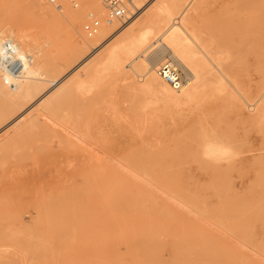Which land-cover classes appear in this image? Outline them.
Instances as JSON below:
<instances>
[{
    "label": "rangeland",
    "instance_id": "rangeland-1",
    "mask_svg": "<svg viewBox=\"0 0 264 264\" xmlns=\"http://www.w3.org/2000/svg\"><path fill=\"white\" fill-rule=\"evenodd\" d=\"M237 1L208 0L199 14L209 42L215 37L231 49L228 69L249 94L261 88L263 68L245 39L253 33L245 32L246 16ZM68 2L83 13L79 25L71 16H45L43 10L56 8L60 0H0V30L12 26L18 35V27L28 29L35 42L58 44L61 51L54 53L65 56L82 47L84 38L90 40L67 67L56 73L49 69L54 74L46 79L66 78L60 88L107 48L98 46L97 33L89 35L93 21H100L98 15L82 0ZM160 2L181 13L186 0H149L133 17L138 16L136 23ZM30 55L33 61L38 58ZM55 56L58 63L60 56ZM193 65L202 82L196 60ZM135 76V91L128 81L108 76L96 90L97 97H83L89 89L85 84L81 96L73 90L46 113L43 108L53 104L60 88L55 85L48 93L53 82L43 80L38 93L45 101L35 104L40 97L36 94L23 104L35 106L30 113L7 126L11 117L0 120V264H264V121L250 119L254 101L246 102L250 112L239 99L207 118L168 114L161 108L163 102L154 103L143 91V77ZM108 96L120 103V119H113L108 104L105 111L97 110L98 127L92 132L100 137L90 138L88 129L77 125L82 120L75 118L85 115L88 101L110 103ZM21 110L16 106L12 113ZM30 116H38L32 128L26 127ZM63 183L72 210L63 212L60 206L53 224L31 229L36 205L49 191L57 194ZM41 217L45 223L46 216ZM18 218L25 228L14 224Z\"/></svg>",
    "mask_w": 264,
    "mask_h": 264
},
{
    "label": "bare ground",
    "instance_id": "bare-ground-1",
    "mask_svg": "<svg viewBox=\"0 0 264 264\" xmlns=\"http://www.w3.org/2000/svg\"><path fill=\"white\" fill-rule=\"evenodd\" d=\"M68 1L69 0H60V3L56 6V8H45L43 10L45 16L53 19L58 18L61 15L71 16L76 19V22L79 25L83 21V13L81 10H74L76 8H71ZM207 1L208 0H186L185 5L181 9V13L173 11L166 2H160L157 6L153 7L148 15L140 22L136 23L138 20V16H136V18L132 17L128 20V22L123 26H119L116 23L118 21L108 22L107 9H105L106 7L103 0H82L84 5L98 15L101 23L96 33L101 41H98L97 44L99 47L107 46V48L99 56L96 55V57L92 58L94 60L88 65L85 71H80V69H82L86 63L91 60V58L84 61V63L78 67V71L80 72L73 79L72 83L68 86H63L62 88H60V86H62V84L66 81V78H61L60 80H48L46 77L48 75L52 76L54 72L56 73L62 68L67 67L73 60L78 58L81 50L85 49V45L89 44L90 40L84 38L85 41L82 47H74L70 49L67 56H65L64 52L60 53L61 49L58 44L50 46L51 41L49 40L44 43H38L40 40L35 42L36 38L33 40L29 37L28 29L21 30L18 27V35H16V31L12 26H3L0 30V45L4 40L10 39L22 57L35 53L38 58L35 60V66L31 68L34 64L33 62H35L32 58V62L27 66L20 78H18L19 80H14V82L10 85L5 84L4 80L0 77V120L11 117L12 120L6 124L7 126L13 121L19 119L21 116L30 113L35 106L32 105L28 108H23V104L32 96L39 94L38 90L43 84V80L53 82L51 86L52 89L48 93L53 91L56 86H58L57 89L60 88L55 95L53 104L48 102V104L43 108L44 113H46L73 90H76V94L81 96L80 87L85 84H87L89 89L87 90L88 95H83V97L87 99L93 94V96L97 97L95 94L96 90L100 88L99 85L104 81V79H108V76H115V82L128 81V88L135 91L138 89V86L136 85L139 84V82L137 83L136 81L137 78L134 79L136 77L135 75H137L143 77L141 78L144 82L143 91L151 95L150 98H153L152 101L154 103H159V101L163 102V107L161 108L164 109V112H168V114L176 112L177 114L184 116L195 113L200 117L207 118L210 114L215 113L220 106L234 105L236 101L242 99L245 107H247L246 102L248 103L250 100L254 101L253 105L256 110L254 113H250V119L255 121H264V77L260 89H257L256 91L254 90L249 94L243 90L240 77L235 74L234 71H230L228 69L231 66V49L223 47V45L215 37H213L211 42L207 39L209 32L206 24L201 23V17L199 14L200 6ZM148 3L149 0H136L135 2L133 0V5L137 8L139 7L140 10L145 9ZM236 3H242L240 5H243L244 15L246 16L244 22L246 27L245 32L252 31L253 33V36L249 37L247 35V38L245 36V39L251 46L253 53L261 60L264 76V0H238ZM219 21L220 20H218V22ZM220 23H218V25ZM240 24L242 25V22ZM6 32H10V34L6 35ZM46 32H50V30H47ZM30 36H32L31 33ZM54 49H60V51L54 53ZM34 50L36 51L34 52ZM55 54L60 56L58 63H55L54 58H57ZM194 60H196L199 69L198 72L202 75V82L198 80L197 72L195 71L193 65ZM164 62L173 63L180 71L183 78V85L180 89H174L159 75V67ZM49 69H52L54 72ZM68 77L69 76H67V78ZM41 95L38 100H36L35 104L45 101L46 96L43 97ZM98 96L100 97V95ZM108 97L111 99L110 96ZM87 104L88 107L86 113L84 110V117L83 115H77V119L75 118V120L78 122V117L82 120V123H78L77 125L85 130L88 129L87 133L92 136L90 138L96 139V137H98L97 135H93L94 132H92L93 126L98 124L94 116L97 110L98 112L100 109L104 110L105 105L108 104L107 106L110 105V110H112V112H110L113 114V119H120V113H118L121 109L120 103L114 99H111L110 103H108L106 100H103L102 102L97 98L96 102L88 101ZM102 105L103 108L101 107ZM16 106H21L22 109L18 114L12 113ZM250 110L248 111L250 112ZM200 119L201 118L198 120ZM37 120L38 116H30L26 127L28 125V127L32 128L36 124ZM102 121L101 123H103ZM100 148L103 149L102 147ZM98 149L99 148H96V152L99 151L103 154L102 151H100L101 149ZM235 154L237 155V153ZM102 168L103 167L100 169L102 170ZM86 176L88 178V175ZM103 177L101 176L102 179ZM95 178L98 180V174L95 175ZM84 180H86V178ZM54 183L57 184V182ZM62 185V189L57 191V194H54L51 190L52 194L49 193V191V195L47 194V197L41 199L38 205L35 204L37 217L34 222H32L31 229L40 230L42 227L44 229V225L46 224H53L56 216L58 215V207L60 206L63 212H69L72 210V205L69 202L70 196L67 195L69 193H65V184L63 183ZM41 188H44L43 190H45V187L42 186ZM56 188H54V190ZM59 189L60 188H57V190ZM83 189L85 190V188ZM81 191L82 187L78 192V196L83 194ZM39 192L41 193V191ZM85 193L87 194V192ZM32 204V206H34V202ZM32 206H29V208ZM41 213H43L44 217L46 216V221H44L45 223L40 221V219L43 218L41 217ZM14 224L20 225L18 229L25 228L24 221L20 218H18V221Z\"/></svg>",
    "mask_w": 264,
    "mask_h": 264
},
{
    "label": "built area",
    "instance_id": "built-area-1",
    "mask_svg": "<svg viewBox=\"0 0 264 264\" xmlns=\"http://www.w3.org/2000/svg\"><path fill=\"white\" fill-rule=\"evenodd\" d=\"M55 2L56 0H50ZM107 9L108 22L119 21L125 23L134 17L140 9L133 5V0H103ZM100 26L99 20H94L89 28V35L96 33ZM32 55L22 57L10 39L0 45V77L5 84L10 85L19 80L28 65L32 62ZM159 75L174 89H180L183 78L180 71L171 62H164L159 67Z\"/></svg>",
    "mask_w": 264,
    "mask_h": 264
}]
</instances>
